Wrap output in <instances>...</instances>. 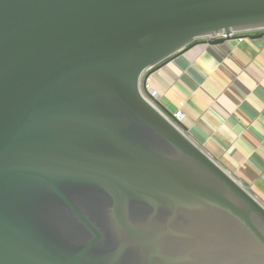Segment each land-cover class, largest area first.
<instances>
[{"label":"water","instance_id":"obj_1","mask_svg":"<svg viewBox=\"0 0 264 264\" xmlns=\"http://www.w3.org/2000/svg\"><path fill=\"white\" fill-rule=\"evenodd\" d=\"M258 31L264 0H0V264H264V204L140 90Z\"/></svg>","mask_w":264,"mask_h":264},{"label":"crops","instance_id":"obj_2","mask_svg":"<svg viewBox=\"0 0 264 264\" xmlns=\"http://www.w3.org/2000/svg\"><path fill=\"white\" fill-rule=\"evenodd\" d=\"M196 43L149 74L156 103L264 204V32Z\"/></svg>","mask_w":264,"mask_h":264},{"label":"built area","instance_id":"obj_3","mask_svg":"<svg viewBox=\"0 0 264 264\" xmlns=\"http://www.w3.org/2000/svg\"><path fill=\"white\" fill-rule=\"evenodd\" d=\"M233 35H235V34H230L229 36H233ZM236 35H240L239 36V39H243V37H244L243 36L244 34H236ZM147 72H148V70L141 77V80H140V90H141L142 95L147 100H149L154 105H157V103H156V95L157 94H156L155 90L153 89V87L150 84L149 77H146V73ZM181 116H182L181 112H177V113L173 114V117H174V119L177 122H180Z\"/></svg>","mask_w":264,"mask_h":264}]
</instances>
